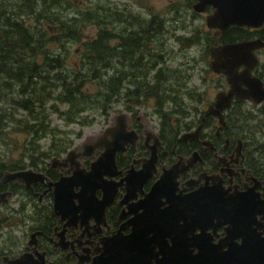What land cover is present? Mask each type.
Returning a JSON list of instances; mask_svg holds the SVG:
<instances>
[{
    "label": "flooded vegetation",
    "instance_id": "1",
    "mask_svg": "<svg viewBox=\"0 0 264 264\" xmlns=\"http://www.w3.org/2000/svg\"><path fill=\"white\" fill-rule=\"evenodd\" d=\"M195 2L185 1L197 14L212 12L210 6L195 11ZM242 30L247 38L238 34ZM263 30L264 25L228 26L215 36L216 29L207 28L201 37L213 36L206 47L211 61L212 45L264 40ZM225 35L233 40L220 41ZM260 48L264 46L254 53ZM259 65L258 61L252 74L264 86ZM220 75L227 88L206 98L197 120L183 124L179 131L181 119L168 126L158 121L152 130L134 109L124 110L108 126L123 117L125 131L136 136H122L126 142L114 159L101 158L104 142H113L111 133L103 134L106 126L80 150L55 146L60 150L49 162L44 158L50 154L29 152L26 165L0 170V193L6 192L0 203V264H196L197 256L200 264H264V163L260 160L264 151L259 153L253 136L245 133L254 107L262 115L255 124L264 127V98L255 102L232 95L220 110L222 121L214 114L205 115L217 94L229 91L227 78ZM185 94L197 101L203 95L201 90ZM179 99L171 111L181 110L185 116L186 103ZM169 102L157 107L161 110ZM202 117L200 135L182 138ZM69 149H74L75 157L69 158ZM0 162L6 163L1 158ZM93 163L95 171L88 174ZM25 169L37 175L28 184L21 178L3 179L6 172ZM74 172L76 178L70 181ZM60 180L65 182L55 187ZM173 201L178 206L175 216L163 215V208ZM184 208L186 214H181ZM173 256L185 258L171 263Z\"/></svg>",
    "mask_w": 264,
    "mask_h": 264
},
{
    "label": "trees",
    "instance_id": "2",
    "mask_svg": "<svg viewBox=\"0 0 264 264\" xmlns=\"http://www.w3.org/2000/svg\"><path fill=\"white\" fill-rule=\"evenodd\" d=\"M87 4L85 9L78 8L70 13L67 10L75 8L72 0H0V139L6 134L5 127L10 121L25 125L24 130L33 136L28 144L45 132L54 135L55 130L44 124L43 104L55 97L57 88L60 89V101L68 103L70 109L74 108V117L87 105L101 104L103 112L106 111L121 90L126 97H154L159 108L167 101L176 104L181 87L174 90L175 95H172L174 91L164 88L163 81H171V72L163 66L156 68L163 61V53L162 50L155 52L153 48L154 44L158 45V34L165 28V17L152 15L143 21L130 15L124 18L122 12L101 5L98 0ZM86 23L97 25L99 30L96 36L82 42L83 68L76 69L72 65L65 69L68 72L65 75L52 73L59 68L64 70L66 59L56 47L52 46L50 52L47 42H79ZM238 34L247 38L245 30ZM212 37L204 38L206 44ZM261 37L264 39V30ZM230 40H233L231 36L220 38V41ZM197 41L198 38L188 44ZM146 56L149 60L143 62ZM152 57L155 58L153 61ZM114 62L120 65L119 70L113 66ZM136 68L140 71L132 74L142 80L135 82L129 92L123 85L127 75L131 74L127 70ZM88 81L96 84L92 92H84L81 88ZM19 109L25 110L35 123L16 119L14 114ZM68 146L65 141L59 147L65 150ZM34 150L38 151L32 147L30 152ZM5 168L15 166L0 162V170Z\"/></svg>",
    "mask_w": 264,
    "mask_h": 264
},
{
    "label": "rangeland",
    "instance_id": "3",
    "mask_svg": "<svg viewBox=\"0 0 264 264\" xmlns=\"http://www.w3.org/2000/svg\"><path fill=\"white\" fill-rule=\"evenodd\" d=\"M72 1L75 8L71 7L67 10L70 13L78 8L83 10L87 7L89 1L95 2L96 0ZM98 3L117 9L122 12V17L130 15L142 21L147 20L152 15H163L165 17V28L157 37V44L159 46L152 42V45L154 44V51L160 52L162 50L163 53V61H160L159 65H156V68L163 66L165 70L171 72V81H167L166 83L163 81L166 90L174 91L176 88L181 87L178 89L180 92L178 98L180 97V102L182 100V102L186 103L185 106H182L186 115H181L182 112H172L176 109L174 107L175 104L172 102H169L165 108L160 110L157 107L156 98L149 97L144 99L142 95L138 96V98L131 95L130 97H126L122 92L124 90H121L118 96L113 97L106 111L103 112L101 104L87 105L84 110L74 117V108L70 109L68 103L60 101L58 98L60 89L57 88L55 97L50 98L43 104V114L46 115L44 124H48L49 128L54 129L55 134L45 132L37 140L28 144L33 139V136L30 132L27 133L24 130L25 125L22 122H8L5 127L6 134H2L0 139L1 161H5L11 165H26L28 159L25 157L32 147H35L38 151L34 150V152L50 154L47 158H44V161L49 162V158L53 155V150L51 149H55V146H59L65 141L69 143L68 148L72 147L75 150H80L84 143L95 139L106 126L112 123V118L115 114L124 110L134 109L136 115H142L144 125L146 121L149 122L148 126L152 130H155L154 127H156L158 121L163 120V123L168 126L167 124H170L173 119L177 120V124L179 123L178 119H181V122H183L178 124L179 131L183 124H191V122L197 120L201 111L206 108V98L210 99L222 87L227 88L228 84L221 80L222 76L216 74L210 67V56L206 51L207 44L204 38H200L199 42L188 44L190 40L197 38L199 40V37L203 33L202 30H207V27L205 25V15L197 14L192 9L187 8L184 0H98ZM71 16L72 14H69V17ZM113 28L114 26H111V29ZM98 30L97 25L86 23L79 42L62 40L47 42V49L50 52L52 51V46L56 47L58 52L63 54L66 59L64 70L59 68L52 73L57 72L65 75L68 73L65 69L72 67V65L76 69L83 68L82 55H84V51L80 47H82L83 41L96 36ZM184 37H188V39H184ZM154 51L152 52L155 53ZM256 54L260 64L259 71L264 72V48H260ZM146 59L149 60L148 56L142 61ZM153 59L155 58L152 57V61ZM113 66L117 70L120 69V65L116 62H114ZM127 71H130L131 74L127 75L123 85L124 88L129 90L136 85L135 82L142 80V78L133 76V74L140 71L139 68L128 69ZM151 74L152 71L150 72ZM135 77L137 78L134 79ZM68 79H71V77ZM130 79H132V82ZM220 81L222 82V86L219 84ZM95 86L94 81H88L81 88L84 92H92ZM196 90H201V93H203L200 101L195 100V96L185 94V92H189L191 95L195 94ZM193 105L198 107V111L193 110ZM255 108L252 111L253 113L249 112L252 117H249L247 120L249 126L245 129V133L248 130V135L253 136V143H257L259 146L258 152L262 153L260 149L264 148V127H258L255 124V121L260 120L262 117V115L256 112ZM14 117L19 120L22 119L23 122L35 123L29 115L27 116L26 111L23 109L17 110ZM68 117H71V120H68ZM255 126L256 129L254 128ZM181 131H183V128ZM260 160L264 163V153ZM10 201L14 205L15 201L13 198Z\"/></svg>",
    "mask_w": 264,
    "mask_h": 264
},
{
    "label": "water",
    "instance_id": "4",
    "mask_svg": "<svg viewBox=\"0 0 264 264\" xmlns=\"http://www.w3.org/2000/svg\"><path fill=\"white\" fill-rule=\"evenodd\" d=\"M206 6L212 7V12L205 16V23L207 28H214L215 36L219 32L231 25L245 26V27H259L264 23V0H196L193 4L194 10L201 12L204 11ZM264 46V40L261 38L227 42L218 45H212L210 48L211 69L216 73L224 74L229 83V91L227 93L220 92L217 94V99L214 106H209L205 111V115L214 114L222 121L220 110L224 105L229 104L231 96L241 98H248L255 102H259L264 98V86L259 77L252 74L253 68L258 63V58L254 53V49ZM243 65V68H238ZM244 84V85H243ZM123 115V114H120ZM205 117L200 119L199 125L191 130L181 134L182 138L199 136L202 130L203 121ZM111 133L113 142H104L105 150L101 158L110 157L114 159V154L117 149L123 148L126 139H122L124 134H131L136 136L133 131H125L124 118H120L115 125L108 126L104 130V135ZM100 139V138H99ZM99 139L96 140L99 141ZM95 142V143H96ZM91 150V149H89ZM74 149H69V158L75 157ZM96 163L91 165V170L88 174L95 171ZM80 173V172H78ZM19 175H25L20 177ZM77 172H74L69 180L76 178ZM32 176H37L35 172L30 169L6 172L3 179L15 180L23 179L24 181L31 182ZM62 180V179H61ZM55 182V187L62 186L65 181ZM75 181H72L74 183ZM157 188V186L155 187ZM154 188V189H155ZM166 196L168 193H165ZM168 201L172 197H166ZM174 198L179 199L178 196ZM6 199V192L0 193V203ZM192 200V198L187 197ZM175 205V206H174ZM178 206L176 201L170 202L169 205L163 208V215L175 216ZM175 209V210H174ZM185 208L181 214H186ZM192 214V210H190ZM171 263L176 261L177 258H185V256L171 257ZM176 258V259H174ZM199 259V260H198ZM184 260V259H182ZM199 262V263H198ZM200 257H196V264H200ZM164 264V263H161ZM183 264V263H182Z\"/></svg>",
    "mask_w": 264,
    "mask_h": 264
},
{
    "label": "bare ground",
    "instance_id": "5",
    "mask_svg": "<svg viewBox=\"0 0 264 264\" xmlns=\"http://www.w3.org/2000/svg\"><path fill=\"white\" fill-rule=\"evenodd\" d=\"M20 177H24L25 175H19Z\"/></svg>",
    "mask_w": 264,
    "mask_h": 264
}]
</instances>
